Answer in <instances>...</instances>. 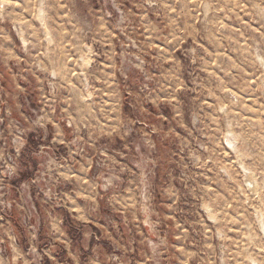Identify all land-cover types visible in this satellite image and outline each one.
<instances>
[{"label":"rangeland","instance_id":"374dc122","mask_svg":"<svg viewBox=\"0 0 264 264\" xmlns=\"http://www.w3.org/2000/svg\"><path fill=\"white\" fill-rule=\"evenodd\" d=\"M264 0H0V264H264Z\"/></svg>","mask_w":264,"mask_h":264},{"label":"built area","instance_id":"2783aa9c","mask_svg":"<svg viewBox=\"0 0 264 264\" xmlns=\"http://www.w3.org/2000/svg\"><path fill=\"white\" fill-rule=\"evenodd\" d=\"M263 83H264V80H263Z\"/></svg>","mask_w":264,"mask_h":264}]
</instances>
